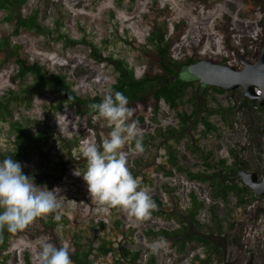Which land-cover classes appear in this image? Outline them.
<instances>
[{"label": "rangeland", "instance_id": "rangeland-1", "mask_svg": "<svg viewBox=\"0 0 264 264\" xmlns=\"http://www.w3.org/2000/svg\"><path fill=\"white\" fill-rule=\"evenodd\" d=\"M153 1L21 0L20 6L8 8L0 3V43L5 46L3 36H8L10 45L19 52L30 53L49 75H64L77 95L104 96L119 79L113 60H122L135 77H141L146 68L144 52L157 48L150 28L142 21ZM159 2L161 6H169L160 22H168L170 30L179 20L185 22V34L172 50L175 58L191 56L194 47L200 48L198 54L209 51L215 56H229L232 52L225 45L232 49L242 36L264 39V3L255 13L241 16L243 9L253 8L252 2ZM19 12L25 16L36 12L44 31L22 27L15 32ZM223 13L234 19L237 32L231 38L215 27ZM260 50L259 47L258 55ZM241 57L245 56L235 54L229 64L241 68ZM4 64L0 57V154L24 145L17 126L35 134L36 142L15 160L37 185L56 189L62 202L60 219L53 214L42 220L54 227L60 242L70 252L77 248L87 252L90 264H129L122 253L125 249L131 254L140 252L139 264H264V195H257L262 198L249 204H240L238 195L232 191L223 200L215 195V186L207 177L221 159L232 165L234 154L247 161V170L258 172L260 177L264 175V133H260L264 127V110L243 106L241 87L217 92L201 88L199 80L189 86L182 112L190 114L198 108L199 121L190 122L185 135L166 134L168 126L180 128L183 123L177 110L164 99L156 114L146 116L148 126L142 129L145 152L135 154L134 142L124 149L131 172L157 205L151 220L140 222L118 209H104L92 202L82 175H74L76 170L86 171L83 148L98 143L97 118L89 122L83 107L63 102L56 84L29 95L34 76L19 75L16 64L8 67ZM204 95L213 112L203 106ZM204 121L211 123L210 131H206ZM170 148L175 149L176 164L170 160ZM243 184L242 181L240 186ZM193 214L199 226L190 228V234L195 236L187 237L182 245L172 238L171 232L184 230ZM40 220L28 229L37 228ZM2 234L0 264H27L26 260L36 264L40 244L47 241L45 236L30 239L25 233H9L6 228ZM197 235L216 243L223 241L220 247L225 249V254L213 250L212 243L196 238ZM159 238L165 239L167 246L159 254H153L149 244ZM101 244L112 251L101 253Z\"/></svg>", "mask_w": 264, "mask_h": 264}, {"label": "trees", "instance_id": "trees-1", "mask_svg": "<svg viewBox=\"0 0 264 264\" xmlns=\"http://www.w3.org/2000/svg\"><path fill=\"white\" fill-rule=\"evenodd\" d=\"M248 1L253 3V8L251 10L243 9L241 16H249L255 13L256 9L261 7L264 3V0ZM0 3L5 8H8V6H20L21 0H0ZM168 10L169 6L167 4L161 6L159 0H154L149 5L148 11L142 15L143 24L150 28L151 39L157 43V48L147 49V51L144 52L146 55V68L141 77H135L122 60H113L112 63L119 74V79L115 84H113L111 92H122L129 99L128 107L134 109L132 120L137 121L138 126L143 130L148 126L146 116L156 114L159 111L161 100L164 99L173 109L177 110L183 123L180 128L168 126L166 134H168V136H178L186 134L190 122L194 121L197 123L199 121L198 108L190 114L182 112L185 104L184 96L187 88L194 85L195 81H197V79L190 78L187 75L185 68L202 58L225 64H229V60H231L235 54L238 56H245L247 59H255L258 55L257 49L263 46L264 39L262 37L254 38L250 36H242L240 37V42L234 45L232 49L225 45V48L232 52L229 56H215L209 51L203 54H198L197 50L200 48L194 47V51L191 56L178 59L173 56L172 50L174 46L181 42V39L185 34V22L184 20H179L174 24L173 30H170L171 28L168 22H160V17L163 13H168ZM22 27L34 28L39 32H43L45 29L37 21L36 12L26 16L21 12L18 13L15 32H18ZM215 27L218 31L223 33L226 38H231L232 35L237 32V30L234 29V19L229 13H223ZM3 38L6 45L3 46L0 43V57L4 60V65L8 67L11 64H16L18 66L19 75L24 76L25 74H32L34 76V83L32 87L28 89L29 95L32 93H39L42 88L56 84L60 88L62 94L61 99L63 102H73L80 105L83 107V112L88 118V121L90 122L91 119H93L94 114L90 111L88 106L91 103L101 102L103 96L97 95L94 97L83 98L77 95L64 75L59 73L49 75L38 60L32 59L30 53L19 52L18 48L9 44L8 36L4 35ZM203 42L204 40H202L200 46H203ZM94 57L102 60L99 55H94ZM235 67L238 68V66ZM205 87L212 88L217 92L225 91L218 87ZM193 98L194 101H197L196 99L198 97L195 96ZM202 101L203 106L206 107L205 109L209 110V112H213V110H210L208 107V100L205 95ZM242 105L246 106L249 110L253 107H256L259 111L264 110V107L261 108L258 103H253L245 97L242 100ZM1 108L2 105L0 104V111ZM204 125L206 131H210L212 129L210 122L204 121ZM97 126L96 137L98 139L97 145H99L102 142V138L107 137L111 129L104 123V120L99 118H97ZM16 130L19 135L23 137L24 145H19L15 151L0 154V162L9 156H11L14 160L19 158L22 152L25 151V148L33 145V143L37 140L34 133L22 128L21 125L17 126ZM158 131L160 136L163 135L161 132L162 129ZM260 133H264V127L260 128ZM234 156L235 160L232 165H227V161L221 159L215 165L212 174L207 176L211 178L212 183L215 186V195L225 200L228 194L233 191L238 195L240 204H249L253 201V199L262 198L252 193V191L244 184L240 186V183L242 182L240 171L242 169H247L248 164L247 161L241 160L237 154H234ZM170 160L173 164L177 163L176 152L175 149L172 148H170ZM82 161L86 162L84 157L82 158ZM197 176L205 178L200 174ZM193 199L195 200L194 202L197 203L194 195ZM197 226H199V222L196 220L195 214H193V216L188 220V226H186L182 231L180 229L174 230L171 232V236L172 238L179 240V242L184 245L187 237L195 236L190 234V228H196ZM20 232L23 234L25 233V235H27L30 239L45 236L47 237L46 240L48 242L55 244L57 247L63 245L60 242L54 227L48 226V224H46L42 219L38 222L37 228H27L26 230ZM2 235L6 237L4 233ZM210 237L213 236L211 235ZM196 238H199L206 243H212L213 250H219L221 255L225 254V249H221L220 247L223 245V241L216 243L211 241L209 237L200 235H197ZM222 240H224V238H222ZM99 249L103 254H109L112 251V249L107 247L106 244H101ZM122 253L124 257L128 258L129 264H139V251H135L131 254L129 250L125 249ZM70 254L73 264H90L87 260L89 256L87 252H82L79 248H77L75 252H70ZM109 257L112 259L111 256ZM26 263L33 264L30 260H26Z\"/></svg>", "mask_w": 264, "mask_h": 264}, {"label": "clouds", "instance_id": "clouds-1", "mask_svg": "<svg viewBox=\"0 0 264 264\" xmlns=\"http://www.w3.org/2000/svg\"><path fill=\"white\" fill-rule=\"evenodd\" d=\"M129 99L119 91L108 92L99 103L88 107L111 129L101 144L95 142L83 148L86 171L76 170L74 175L83 177L91 201L104 209L115 208L140 222L151 220L157 205L147 189L141 186L128 166L125 146L134 142V153L145 152L144 132L138 122L132 120L134 109L128 107ZM62 212L56 189L37 185L25 175L20 162L11 156L0 162V233L6 228L9 233L24 231L38 219H47L55 214L57 220ZM163 238L149 244L153 254L166 248ZM36 264H73L68 246L57 247L42 241L36 255Z\"/></svg>", "mask_w": 264, "mask_h": 264}, {"label": "water", "instance_id": "water-1", "mask_svg": "<svg viewBox=\"0 0 264 264\" xmlns=\"http://www.w3.org/2000/svg\"><path fill=\"white\" fill-rule=\"evenodd\" d=\"M241 68L231 64L201 59L185 68L190 78L200 81L203 86L222 88L225 91L242 88L244 97L264 107V44L255 60L241 57ZM258 90L262 93L258 94ZM240 177L243 183L258 196L264 195V175L256 171L242 169Z\"/></svg>", "mask_w": 264, "mask_h": 264}, {"label": "bare ground", "instance_id": "bare-ground-1", "mask_svg": "<svg viewBox=\"0 0 264 264\" xmlns=\"http://www.w3.org/2000/svg\"><path fill=\"white\" fill-rule=\"evenodd\" d=\"M259 34V33H258ZM257 35V34H256ZM250 37H254V38H256V36L255 35H251ZM262 93V91L261 90H258V94H261Z\"/></svg>", "mask_w": 264, "mask_h": 264}, {"label": "flooded vegetation", "instance_id": "flooded-vegetation-1", "mask_svg": "<svg viewBox=\"0 0 264 264\" xmlns=\"http://www.w3.org/2000/svg\"><path fill=\"white\" fill-rule=\"evenodd\" d=\"M203 87H205V86L202 85L201 88H203ZM261 108H262V107H261Z\"/></svg>", "mask_w": 264, "mask_h": 264}]
</instances>
